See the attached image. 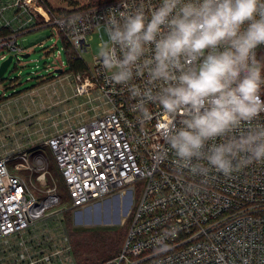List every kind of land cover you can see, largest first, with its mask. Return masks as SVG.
I'll return each instance as SVG.
<instances>
[{"label":"built area","instance_id":"obj_1","mask_svg":"<svg viewBox=\"0 0 264 264\" xmlns=\"http://www.w3.org/2000/svg\"><path fill=\"white\" fill-rule=\"evenodd\" d=\"M158 2L111 0L57 14L44 0H0V63L9 55L22 58L27 52L19 37L45 26H53L83 61L89 36L99 43L107 40L103 26L110 11L132 12L143 4L147 12ZM257 55L264 56V46ZM87 68L84 76L75 75L76 94L98 90L108 108L56 132L44 145L54 157L72 208L115 194L131 205L136 186H142L122 248L104 264H264V163L254 162L231 176L213 170L206 177H192L178 170L164 135L169 117L163 109L150 104L151 119L142 120L132 110L136 101L110 81L98 57ZM260 119L264 122V114ZM10 156L0 158V238L21 235L58 203L50 190L37 202L25 182L8 172ZM20 157L27 162L26 153ZM50 257L42 259L49 264Z\"/></svg>","mask_w":264,"mask_h":264},{"label":"clouds","instance_id":"obj_2","mask_svg":"<svg viewBox=\"0 0 264 264\" xmlns=\"http://www.w3.org/2000/svg\"><path fill=\"white\" fill-rule=\"evenodd\" d=\"M103 27L102 69L142 120L150 104L163 109L178 170L231 176L264 163V0H159L110 11Z\"/></svg>","mask_w":264,"mask_h":264},{"label":"rangeland","instance_id":"obj_3","mask_svg":"<svg viewBox=\"0 0 264 264\" xmlns=\"http://www.w3.org/2000/svg\"><path fill=\"white\" fill-rule=\"evenodd\" d=\"M47 1L58 12L111 0ZM7 16L11 19L12 11ZM19 43L29 57L14 58L0 79V158L11 154L6 163L8 172L25 182L37 202L45 199L50 190L58 203L46 208L43 217L21 235L0 238L7 242H3L0 264H47L44 256H51L49 264H104L108 260L102 259L106 254L99 236L110 235L121 250L131 207H135L142 186H136L131 205L115 194L83 208H72L68 189L44 142L56 132L90 120L107 109L106 97L98 90L76 94V74L67 72L63 44L53 26L27 32L19 37ZM98 43L96 36L88 37V51L81 55L86 69L92 67L93 57H97ZM59 61L64 68L58 65ZM58 69L62 70L60 74L55 73ZM86 71L80 75L84 76ZM23 153L27 154V162L20 157ZM28 165L31 170L26 169ZM42 172L45 175L39 180ZM21 241L23 245L19 244Z\"/></svg>","mask_w":264,"mask_h":264},{"label":"trees","instance_id":"obj_4","mask_svg":"<svg viewBox=\"0 0 264 264\" xmlns=\"http://www.w3.org/2000/svg\"><path fill=\"white\" fill-rule=\"evenodd\" d=\"M44 2L53 12H55L57 14L71 13V12L80 10V9H77V10H72V11H66V10L58 9L59 11L57 12L50 6V4L47 0H44ZM85 8H87V7H85ZM81 9H84V8H81ZM61 41L63 44V52L65 55L67 72L73 73V74H83L87 70L86 65L84 64V62L79 57L76 56L74 50L72 49V47L70 46V44H68V42L66 40L62 39ZM0 101H1V98H0ZM65 232H66V229H65ZM109 236L110 235H107V234H105L103 236H99V241L101 243V246L103 249H105V251H102L103 253L106 254L105 258H102L104 260H109V259L114 258L115 255L117 256V254L120 252L119 247H118V242L112 241V239ZM125 236H126V232H125L124 237ZM86 241H87V239H86ZM109 254H112V255H109Z\"/></svg>","mask_w":264,"mask_h":264},{"label":"water","instance_id":"obj_5","mask_svg":"<svg viewBox=\"0 0 264 264\" xmlns=\"http://www.w3.org/2000/svg\"><path fill=\"white\" fill-rule=\"evenodd\" d=\"M27 57H29V54L22 55V58H27ZM11 62H12V55H9L5 60H3L0 63V79H2V77L4 76ZM61 72H62L61 69L55 70V73L57 74H60Z\"/></svg>","mask_w":264,"mask_h":264},{"label":"crops","instance_id":"obj_6","mask_svg":"<svg viewBox=\"0 0 264 264\" xmlns=\"http://www.w3.org/2000/svg\"><path fill=\"white\" fill-rule=\"evenodd\" d=\"M80 123V122H79ZM78 123H76L75 125H77ZM75 125H73V126H75ZM12 237H14V236H9V237H7V238H12ZM4 242V241H3ZM3 242H2V240H0V256H1V254L3 253L2 251H3V248H4V246H3ZM7 242H4V244H6Z\"/></svg>","mask_w":264,"mask_h":264}]
</instances>
